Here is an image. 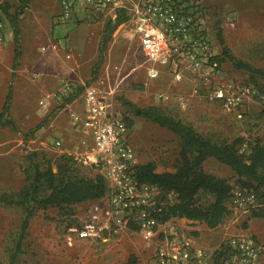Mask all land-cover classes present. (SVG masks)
I'll list each match as a JSON object with an SVG mask.
<instances>
[{"label":"rangeland","instance_id":"1","mask_svg":"<svg viewBox=\"0 0 264 264\" xmlns=\"http://www.w3.org/2000/svg\"><path fill=\"white\" fill-rule=\"evenodd\" d=\"M56 1H52L56 7L49 13L50 16L52 15L54 25L45 21L41 24L44 27L43 33L49 34V37L54 31V26L57 34L60 29H71L76 25V20L56 23L61 12ZM203 3L208 13L206 22L209 34L217 54L223 58L222 75L264 87V0H203ZM33 4L34 1L29 7V4L23 0L16 1L10 6V15L24 9L19 20L24 18L27 21L25 14H31L34 18L36 12ZM19 27V42L10 41L0 46V111L10 86L13 90L10 112L3 121H0V192L21 189L27 181L26 169L31 165L30 156H34L33 159L43 167L49 163L56 164V160L65 151L62 152V149L55 145V138L65 137L64 150L72 146V141L77 138L75 136H78L79 131L78 134H74L76 129L72 126L70 117L66 120L67 129L61 131L62 126L60 127L56 116L73 100L81 104L85 89L80 86L63 90L59 85V78H54L53 73L49 74L46 84L42 79L44 75L38 72L24 74L22 70L34 61V56L24 49L25 37L21 24ZM33 30L34 33L30 37L31 44L34 35L37 43L41 39V31L37 24ZM219 32L225 39L228 51H224ZM17 46L21 55L17 66L14 67ZM45 46L48 53L58 49L51 43ZM68 46L67 48L70 49L74 45L69 42ZM28 48L31 51L32 46ZM140 52L143 54L139 44L134 41V48L127 50L119 61L109 66L114 69L115 64H121L124 70L125 66L132 62L131 60H135L134 64L145 69L142 77L137 78V81L126 89L122 86L124 84L121 85L123 77L121 73L115 96L117 109L129 118V121L132 120V140L139 151L140 164L153 162L158 171L176 169L182 148L181 137L152 119L133 114L123 103V98L141 106L156 105L165 113L192 124L197 131L214 140L234 142L242 139L241 151L245 153L250 151V147L257 140L264 142V104L257 100L248 101L242 110V117L228 113L217 101L213 102L206 97L212 89L202 84V80L190 72H187L182 80H176L168 68L158 65L160 75L151 78L148 75L151 62L144 54L145 60L136 63V55L138 56ZM24 53L28 56L23 57ZM233 58L242 59L260 71L240 68ZM40 63L45 67L50 63L53 65L55 61L43 59ZM104 74L106 71L100 72L99 76ZM111 78L113 82L117 81V75L111 74ZM190 82L192 85H189ZM199 82L202 88L200 94H196L194 88ZM162 92L168 93L170 97L165 99L161 96L157 99L156 95ZM68 98L70 101L67 100ZM10 119H13L15 124L6 123ZM66 131L75 136H72V139L68 138ZM82 164L85 173L90 175L95 173L91 166ZM204 167L216 176L227 178L232 187L243 184L242 179L230 166L215 157H209ZM260 193L264 201V186H261ZM166 197L170 199L168 194ZM213 201L214 197L208 193L198 195V202L204 206H208ZM83 205L81 209L77 205L73 206L72 210L79 213ZM37 211L31 221L30 232H27L22 245L18 246L22 223L26 216V206L0 204V264H125L131 254L137 256L138 264H151V250L138 234H125L118 241L110 244L93 243L67 229L66 224L74 219L70 210L67 212L63 210L56 215L51 208ZM184 219L177 218L174 227L186 230V226H193L197 232H211V237L213 234L217 236V246L207 247L211 250L219 248L225 239L241 232L255 234L264 241V216H253L251 212L244 213L231 209L223 222L215 228L209 227L205 222L192 220L193 223H189ZM40 229L46 231L39 232ZM222 232H225V238L220 237ZM259 264H264V255Z\"/></svg>","mask_w":264,"mask_h":264},{"label":"built area","instance_id":"2","mask_svg":"<svg viewBox=\"0 0 264 264\" xmlns=\"http://www.w3.org/2000/svg\"><path fill=\"white\" fill-rule=\"evenodd\" d=\"M20 0H0V46L9 43L12 23L10 6ZM61 12L56 23L76 20L96 23L115 19L125 9L127 27L151 62L148 75H160L158 65L165 66L182 80L187 72L202 80L212 90L206 97L228 113L242 117L248 101L264 104V87L240 82L222 75L221 64L207 26V9L203 0H58ZM117 81L111 73L97 75L82 94L83 110L72 108V126L86 130L85 152H72L76 160L91 166L107 180V194L84 202L78 213L79 223L69 227L90 242L110 244L125 234H138L151 250V264H259L264 255V241L255 234H234L211 250L195 244L191 237L174 227L176 218L164 219L169 204L175 202V191L142 181L138 174L139 151L132 140V126L116 106L122 65L115 64ZM119 82V84H118ZM201 83L194 88L201 92ZM169 98L168 93L160 97ZM64 149L63 138L54 139ZM66 153V152H64ZM170 196V199L166 197ZM262 205L252 188H232L229 209L251 212Z\"/></svg>","mask_w":264,"mask_h":264},{"label":"trees","instance_id":"3","mask_svg":"<svg viewBox=\"0 0 264 264\" xmlns=\"http://www.w3.org/2000/svg\"><path fill=\"white\" fill-rule=\"evenodd\" d=\"M29 2L31 0H23ZM24 9L9 14L14 28L15 41L19 42L20 27L19 17ZM129 18L125 9H122L113 20L110 18L108 30L103 39L101 54L116 28ZM219 39L224 45V51H228L225 39L219 32ZM19 47H16L14 67L20 59ZM220 64L223 58L217 54L215 57ZM235 64L249 71H260L242 59L233 58ZM13 96L12 86L6 97L0 121L9 114ZM70 101V98L67 99ZM123 103L137 116L147 117L159 123L163 127L170 128L181 137L180 159L176 169L158 171L153 162L140 164L137 174L142 181L160 186L164 191H175L178 198L168 205L164 212V219L187 218L205 222L209 227L219 226L230 211L228 201L232 186L227 178L216 176L208 172L204 163L209 157H215L219 161L230 166L242 179L244 187L254 189L261 199L262 205L252 211L253 216H264V201L260 193L264 186V142L257 140L248 153L241 151V140L234 142L218 141L205 136L195 129L190 123L165 113L156 105L141 106L131 100L123 98ZM129 121V118H127ZM6 123L15 124L13 119ZM132 126V120L129 121ZM34 155V154H33ZM30 156L31 165L26 169L27 181L18 191L0 192V204H21L26 206V216L22 223V231L18 246L27 235L30 219L38 209H48L51 206L61 208L70 207L104 197L108 192L107 180L101 174H87L82 170V163L72 154L63 153L56 160V164L49 163L46 167ZM256 182V184H255ZM208 193L214 197V201L208 206L198 202V195ZM73 213L74 211L71 210ZM125 264H138V258L131 254Z\"/></svg>","mask_w":264,"mask_h":264},{"label":"crops","instance_id":"4","mask_svg":"<svg viewBox=\"0 0 264 264\" xmlns=\"http://www.w3.org/2000/svg\"><path fill=\"white\" fill-rule=\"evenodd\" d=\"M34 1V11L36 12V17L33 18L31 14H25L24 17H27V21L23 18V20H19V24H21V27L23 29V35L25 37V42H23L24 49L32 53L34 56V61L29 63L30 65L25 67V69L22 70L24 74L38 72L39 74L44 75L42 79L43 83H47L48 77H50V73L54 74V78L60 80L59 85L62 86L63 90H69L74 89L76 87L82 86L83 88H86V86L90 83V80L95 79L97 75H99L100 72L107 71L110 72L112 75H116L117 71L116 69L109 68L111 63L119 61L125 54L127 50L134 48V40L132 32L127 27V21L120 24L116 30L112 33L111 38L106 44V48L104 52L101 54V47L103 45V39L105 37V33L108 30V25L110 19L102 20L96 23H90V22H83L80 24H77L72 26L71 29L63 28L58 31L56 34L55 26L54 31L52 35L49 37V34L43 33L41 24H43V21L47 22L50 25L53 24V20L51 16L49 15L52 10L55 9L56 6L52 4L53 0H31L29 2V7L31 2ZM58 1V0H57ZM56 1V3H58ZM59 3L57 4V6ZM28 7V8H29ZM115 20V19H113ZM21 22V23H20ZM37 24L38 28L41 31V39L37 43V39L34 38L32 40V44L30 43V37L34 33V26ZM32 30V32H31ZM49 38V39H48ZM42 40V41H41ZM10 41L16 43L15 41V34H14V28L12 26L11 31V39ZM9 41V42H10ZM46 42V43H45ZM71 42L72 45L71 48H67L68 43ZM44 43V44H43ZM51 43L54 44L58 49L57 51H52L50 53L47 52V47L45 44ZM49 45V44H48ZM47 45V46H48ZM32 46L31 51L28 47ZM50 46V45H49ZM45 49V50H44ZM49 49V48H48ZM143 52V51H142ZM144 56L146 57L145 53L143 52ZM140 52L138 54L136 63L144 61V56ZM23 57L28 56V54L24 53L22 55ZM45 61H55V63L43 67L41 65V60ZM133 59V58H132ZM26 61L28 59L25 58ZM132 62L129 63L127 66H125L124 70L122 68V74L123 77L121 78V85L123 88H128L131 83H135L137 78L142 77V74L145 73L144 67L140 65H136L135 60H131ZM37 66V68H36ZM144 72V73H143ZM119 84V82H118ZM189 85H192L190 82ZM134 87H136L135 84H133ZM85 90V89H84ZM129 93V90L128 92ZM157 99H160V94L158 93L156 95ZM76 108L78 110H83V101L81 104L75 103V100L71 101L70 103H67L61 111L57 114L56 119L59 120L60 127L62 126L61 131L64 132V128L67 129L66 123L67 118L70 117V109ZM71 120V118H70ZM72 124V123H71ZM74 134H78V129L75 130ZM67 137L72 139L71 134H69L67 131ZM72 133V132H71ZM88 132L85 130H82V133L79 131V138L78 136H75V138L72 142V146L66 147V149H62V152L66 153H72V152H85L87 145L84 143V136L87 135ZM73 136V137H74ZM63 138V142L65 143V137L61 136ZM93 171H95L93 169ZM97 174V172L95 171ZM94 173V174H95ZM84 202L76 204L78 207L83 205ZM74 205V206H76ZM54 209V214H58L59 212L65 210L67 212L70 210V214L74 216V219H71L70 222L66 224L67 229L73 224H77L80 222L76 215L78 216V212H71L72 208L65 207L61 208L59 206H51L48 209ZM41 209H38L37 212H39ZM46 210V209H42ZM81 211V210H80ZM33 215L30 219V221L33 220ZM177 219V218H176ZM184 219V218H180ZM185 221H189V223H193L192 220L184 219ZM30 225L32 227V224L30 222ZM186 230L182 229L183 232H185L187 235H189L192 239V241L201 246L205 247H215L217 246V236L213 234L211 237V232H197L195 231V228L193 226H186ZM32 229V228H31ZM32 231V230H31ZM46 229H40L39 232H45ZM70 231V230H69ZM28 232H30V226L28 229ZM220 237L225 238V232L220 233Z\"/></svg>","mask_w":264,"mask_h":264}]
</instances>
